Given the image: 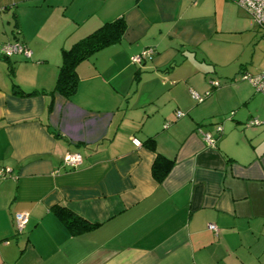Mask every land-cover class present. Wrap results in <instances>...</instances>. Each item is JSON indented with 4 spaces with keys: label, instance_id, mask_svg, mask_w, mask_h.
<instances>
[{
    "label": "crops",
    "instance_id": "crops-1",
    "mask_svg": "<svg viewBox=\"0 0 264 264\" xmlns=\"http://www.w3.org/2000/svg\"><path fill=\"white\" fill-rule=\"evenodd\" d=\"M116 19L121 40L54 90L61 49ZM262 33L236 0H0V45L31 51L0 54V264H264V92L241 79L264 71ZM56 205L91 227L72 235Z\"/></svg>",
    "mask_w": 264,
    "mask_h": 264
},
{
    "label": "trees",
    "instance_id": "trees-1",
    "mask_svg": "<svg viewBox=\"0 0 264 264\" xmlns=\"http://www.w3.org/2000/svg\"><path fill=\"white\" fill-rule=\"evenodd\" d=\"M125 30L126 23L124 20L116 19L107 21L91 33L73 43L70 47L62 48L61 62L54 90L67 98L71 97L76 91L78 84V64L92 57L100 49L119 42ZM15 91L22 93L17 89H15ZM145 143L149 146H153V139L148 138ZM171 164V160L158 155L151 168L153 178L158 182L162 181L169 172ZM53 211L72 235L80 234L91 227L90 223L63 206L56 205L53 207Z\"/></svg>",
    "mask_w": 264,
    "mask_h": 264
},
{
    "label": "built area",
    "instance_id": "built-area-1",
    "mask_svg": "<svg viewBox=\"0 0 264 264\" xmlns=\"http://www.w3.org/2000/svg\"><path fill=\"white\" fill-rule=\"evenodd\" d=\"M237 5L243 9L252 19V21L264 32V0H236ZM154 49L146 48L140 51L139 53L131 56L130 61L135 64L141 63L143 60L147 59L153 54ZM0 54L5 57H10L14 54H22L25 57H30L31 51L27 46H25L22 42L15 41L12 43H3L0 45ZM241 79L250 83V85L254 88L256 92H264V71H261L256 74H252L247 71L241 72ZM210 84L213 87L219 86L220 81L217 79L210 80ZM191 96L197 102H202L205 95L209 94V91L205 93V95H199L193 90H190ZM178 116H181V112H177ZM248 124H259L257 119H252ZM201 131V130H200ZM216 131L220 133L221 126L218 125L216 127ZM202 138L204 142L210 146L215 145V139L213 135L209 132L201 131ZM131 142L135 146L140 145V141L134 137H131ZM82 162V157L78 152H67L62 157V164L65 167L76 168ZM7 171L4 169H0V178L7 176ZM27 221V214L24 212H17L14 214V224L16 227V231L20 232ZM208 229L217 234L218 228L215 224H208Z\"/></svg>",
    "mask_w": 264,
    "mask_h": 264
},
{
    "label": "rangeland",
    "instance_id": "rangeland-1",
    "mask_svg": "<svg viewBox=\"0 0 264 264\" xmlns=\"http://www.w3.org/2000/svg\"><path fill=\"white\" fill-rule=\"evenodd\" d=\"M262 34H264V33H262Z\"/></svg>",
    "mask_w": 264,
    "mask_h": 264
}]
</instances>
